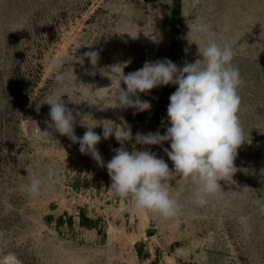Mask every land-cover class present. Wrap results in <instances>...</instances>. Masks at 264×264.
<instances>
[{"label":"rangeland","instance_id":"obj_1","mask_svg":"<svg viewBox=\"0 0 264 264\" xmlns=\"http://www.w3.org/2000/svg\"><path fill=\"white\" fill-rule=\"evenodd\" d=\"M186 20L207 24L234 51L246 140L234 161L238 171L220 182L221 197L202 207L192 203L193 184L169 181L183 206L176 218L131 213L112 193L106 167L45 123L46 102L58 88L49 61L67 58L59 91L73 100L62 96L78 137L84 124L102 135L97 125L106 120L129 125L133 137L164 134L177 86L141 93L152 105L144 112L118 108L113 90L122 71L146 60L182 66L199 59ZM90 50L100 53L95 69L79 62ZM124 146L149 150L173 168L163 151L168 142ZM96 147L106 164L120 144L113 136ZM48 165L57 170L51 181ZM33 177L43 182L39 196L27 191ZM256 200L264 203V0H0V264H264V213Z\"/></svg>","mask_w":264,"mask_h":264},{"label":"clouds","instance_id":"obj_2","mask_svg":"<svg viewBox=\"0 0 264 264\" xmlns=\"http://www.w3.org/2000/svg\"><path fill=\"white\" fill-rule=\"evenodd\" d=\"M186 23L189 27L186 39L189 44L198 46L199 59L194 63L185 61L182 66L170 59L146 60L140 69L127 74L122 71L119 87L113 90L118 108L144 112L150 111L152 105L140 99L141 93L148 94L161 86H177L169 96L167 120L170 126L164 134L157 130L146 134L137 132L133 137L129 125L106 120L97 125L102 127V135L93 130L96 126L84 124L86 131L78 137L74 130L73 109L62 96L67 94L69 100H73L66 91L63 94L59 91L65 83L62 69L67 58L55 56L49 61L58 88L46 102L50 105V119L45 123L53 132L79 144L80 152L91 155L100 167H106L112 193L129 202L131 213L149 211L164 219L176 218L182 214L183 206L170 195L169 181L181 177L193 184L192 203L202 207L211 199L220 198L223 192L220 182L233 181L238 171L234 161L246 140L239 118V88L243 79L232 63L234 51L230 44L218 42L207 24H190L187 20ZM85 59L95 69L100 53L92 50L83 53L79 57L81 65ZM113 136L120 147L113 149L114 155L105 164L96 146L102 139ZM133 139L139 145L161 146L168 142L170 150L164 148L163 151L173 168L149 150L130 152L124 145ZM46 173L51 181L57 170L48 165ZM42 183L40 178L33 177L27 185L28 193L39 196ZM254 203L264 213V203L260 200Z\"/></svg>","mask_w":264,"mask_h":264}]
</instances>
